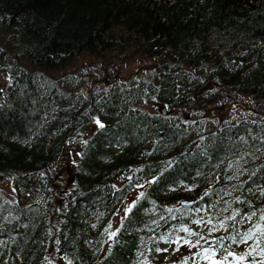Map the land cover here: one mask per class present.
<instances>
[{
	"label": "trees",
	"instance_id": "trees-1",
	"mask_svg": "<svg viewBox=\"0 0 264 264\" xmlns=\"http://www.w3.org/2000/svg\"><path fill=\"white\" fill-rule=\"evenodd\" d=\"M84 56L153 67L85 94L67 71ZM0 71V264H182L198 249L161 237L211 241L225 232L209 218L239 213L243 231L264 210V119L209 128L135 106L205 104L209 84L264 101V0H0Z\"/></svg>",
	"mask_w": 264,
	"mask_h": 264
},
{
	"label": "rangeland",
	"instance_id": "rangeland-1",
	"mask_svg": "<svg viewBox=\"0 0 264 264\" xmlns=\"http://www.w3.org/2000/svg\"><path fill=\"white\" fill-rule=\"evenodd\" d=\"M84 60H78L73 66H70L67 71L76 72L84 85L83 93L87 94L89 90H101L105 85L114 86L130 82L133 79L139 80L146 76L152 70L153 63L145 59H135L129 61H89L88 57L84 56ZM143 75V76H142ZM9 75L4 76L0 71V82L6 80ZM216 84L206 85L204 91L212 92L209 94L211 101L199 105L196 102H191L190 105L177 104L175 107L166 106L164 102L152 95L147 97L140 104L135 106L145 110L151 114L161 113L163 107H167V113L178 115L185 121L201 122L205 127L216 128L228 122V120H239L242 117H254L264 119V101L254 99L252 96L244 95L229 91L227 88L215 86ZM188 115L186 118L185 116ZM96 121L91 124L90 132L96 129ZM125 180V179H124ZM122 181H119L121 184ZM0 185L6 190L10 191V181L6 180ZM141 189H134L128 195L125 204L121 207L119 215L115 218L114 228L117 227L126 209L139 197Z\"/></svg>",
	"mask_w": 264,
	"mask_h": 264
},
{
	"label": "snow or ice",
	"instance_id": "snow-or-ice-1",
	"mask_svg": "<svg viewBox=\"0 0 264 264\" xmlns=\"http://www.w3.org/2000/svg\"><path fill=\"white\" fill-rule=\"evenodd\" d=\"M96 123L101 128L104 127L98 119ZM156 179L157 178H153L148 183H156ZM143 186L142 184L139 185V187ZM143 195V193H140V196ZM134 206L135 203L129 206L126 209V213H130ZM237 215H239V213H234L227 218H221L218 224H214L213 220L209 218L206 223L212 225L209 229L210 233L220 230L225 232V235L215 237L211 241L208 240L207 236L200 232H195L188 227L181 229L182 232L188 234L187 237H173L170 234L168 237H161V239L164 240L166 244H175L177 246V251L183 246H187L189 249H198L194 254L185 257L182 264H189V260L194 261V264H198L200 260L207 262V264H264V210H261L257 222L252 224V227L244 229L243 231L237 227L240 223V221L236 219ZM255 216L256 212L253 211L250 216H246L245 219L251 222L250 217ZM226 220H231L233 222L228 224ZM202 222V219L193 221V223L197 225H200ZM109 227L111 226L109 225ZM109 235L110 237H115L116 233L111 232ZM192 237H196V239L193 240ZM205 244L208 246L205 247ZM242 244L248 246V251L237 252L236 248L233 247L234 245L238 246ZM156 251H167V248H157Z\"/></svg>",
	"mask_w": 264,
	"mask_h": 264
},
{
	"label": "water",
	"instance_id": "water-1",
	"mask_svg": "<svg viewBox=\"0 0 264 264\" xmlns=\"http://www.w3.org/2000/svg\"><path fill=\"white\" fill-rule=\"evenodd\" d=\"M161 112L164 114V115H166L167 114V107H163L162 109H161ZM186 118L188 117V115H186L185 116ZM194 201L195 200H183L181 203L183 204V205H191V204H193L194 203Z\"/></svg>",
	"mask_w": 264,
	"mask_h": 264
}]
</instances>
